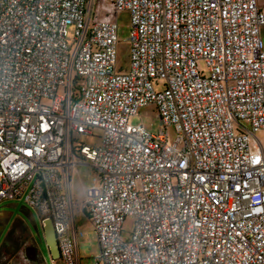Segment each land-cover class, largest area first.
<instances>
[{"label":"built area","instance_id":"1","mask_svg":"<svg viewBox=\"0 0 264 264\" xmlns=\"http://www.w3.org/2000/svg\"><path fill=\"white\" fill-rule=\"evenodd\" d=\"M263 27L259 0H0V204L50 219L76 264L85 164L97 264H264Z\"/></svg>","mask_w":264,"mask_h":264},{"label":"rangeland","instance_id":"2","mask_svg":"<svg viewBox=\"0 0 264 264\" xmlns=\"http://www.w3.org/2000/svg\"><path fill=\"white\" fill-rule=\"evenodd\" d=\"M259 5L264 7V0H259ZM119 20V46L118 60L120 65H128L129 61V15L123 12L118 16ZM68 42L72 43L73 29H69ZM261 38L264 43V27L261 29ZM133 124H145L152 132L160 129V118L157 112L147 113V110H141L139 116L132 118ZM172 135V131H170ZM100 134L96 130V136ZM257 138L264 143V132L258 133ZM82 142L96 146L99 140L96 137H83ZM96 172L88 165H78L71 176V189L74 200V224L77 229V262L76 264H97L96 257L99 252L95 251L91 242V232L85 220L82 217L83 212L80 205L85 198L87 188L92 182ZM135 220L128 217L123 224L124 239H129L134 230ZM41 217L39 214L30 209L24 200L8 201L0 204V264H63L62 260H52L49 251L42 241ZM37 244L41 251L39 262L32 263L25 256V248ZM43 259V262H42ZM54 261V262H53Z\"/></svg>","mask_w":264,"mask_h":264},{"label":"water","instance_id":"3","mask_svg":"<svg viewBox=\"0 0 264 264\" xmlns=\"http://www.w3.org/2000/svg\"><path fill=\"white\" fill-rule=\"evenodd\" d=\"M42 227V238L45 245L50 253L52 260H60V250L58 247L57 237L54 232L53 224L50 219H45L41 222ZM26 257L31 262L37 261V253L34 247H27L25 250Z\"/></svg>","mask_w":264,"mask_h":264},{"label":"crops","instance_id":"4","mask_svg":"<svg viewBox=\"0 0 264 264\" xmlns=\"http://www.w3.org/2000/svg\"><path fill=\"white\" fill-rule=\"evenodd\" d=\"M82 217L84 218V220H85V224H87L88 226H89V228H90V232H91V234H92V236H91V242L93 243V245H94V248H95V251H97V252H99V245H98V241H97V237H96V234H95V232H94V229H93V227H92V225L90 224V222H89V220H88V218H87V216L83 213L82 214ZM75 232H76V235L78 234V232H77V229H75ZM27 248V247H26ZM26 248H25V250H26ZM25 256H26V254H25ZM49 256H50V253H49ZM51 257V256H50ZM27 258V257H26ZM40 258H41V256L38 258V256H37V261L36 262H32V263H37V262H39V260H40ZM52 259V258H51ZM31 262V261H30ZM42 262H43V259H42ZM54 262V261H53ZM53 264H56V263H53Z\"/></svg>","mask_w":264,"mask_h":264},{"label":"flooded vegetation","instance_id":"5","mask_svg":"<svg viewBox=\"0 0 264 264\" xmlns=\"http://www.w3.org/2000/svg\"><path fill=\"white\" fill-rule=\"evenodd\" d=\"M41 239H42V241L44 242L42 236H41ZM31 247H34V248L36 249V253H37V256H38V258H39V257L41 256V251H40L38 245L35 244V245L31 246Z\"/></svg>","mask_w":264,"mask_h":264},{"label":"trees","instance_id":"6","mask_svg":"<svg viewBox=\"0 0 264 264\" xmlns=\"http://www.w3.org/2000/svg\"><path fill=\"white\" fill-rule=\"evenodd\" d=\"M85 214V213H84ZM86 215V214H85Z\"/></svg>","mask_w":264,"mask_h":264}]
</instances>
